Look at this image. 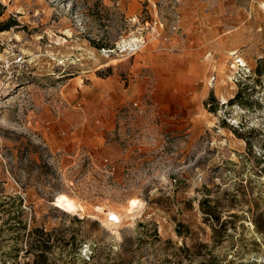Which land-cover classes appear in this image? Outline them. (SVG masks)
<instances>
[{"label": "rangeland", "instance_id": "rangeland-1", "mask_svg": "<svg viewBox=\"0 0 264 264\" xmlns=\"http://www.w3.org/2000/svg\"><path fill=\"white\" fill-rule=\"evenodd\" d=\"M0 5V264H264V0Z\"/></svg>", "mask_w": 264, "mask_h": 264}, {"label": "trees", "instance_id": "trees-1", "mask_svg": "<svg viewBox=\"0 0 264 264\" xmlns=\"http://www.w3.org/2000/svg\"><path fill=\"white\" fill-rule=\"evenodd\" d=\"M4 15V7L0 5V32H3V31H7L10 27L16 25L15 24V21L13 19H7V20H3L2 17ZM204 214H207L214 223H218V219L216 217H214L212 215L211 212L207 211L205 212ZM222 224H220L221 226ZM32 232L34 233H39L40 235H43V233L40 231V230H37L36 228L35 229H32ZM47 242L45 241H41V242H38L37 245H31V244H28L27 245V249L24 251L23 254H29V251L30 249H33L35 251L38 252V254H35L33 255V259L28 262H24L22 264H44L45 263V252L48 250V247H47ZM205 264H212V263H205Z\"/></svg>", "mask_w": 264, "mask_h": 264}, {"label": "bare ground", "instance_id": "bare-ground-1", "mask_svg": "<svg viewBox=\"0 0 264 264\" xmlns=\"http://www.w3.org/2000/svg\"><path fill=\"white\" fill-rule=\"evenodd\" d=\"M55 206L60 208L61 210L66 211V212H71V211L73 212V210H74L73 203L69 202L68 200H66L63 197H58L57 198ZM135 207H136V203L134 201L130 202V208H135ZM107 216H108V218H110L107 221L111 220L114 223H119L120 222L118 220V218L114 215V213L112 214V213L108 212Z\"/></svg>", "mask_w": 264, "mask_h": 264}, {"label": "built area", "instance_id": "built-area-1", "mask_svg": "<svg viewBox=\"0 0 264 264\" xmlns=\"http://www.w3.org/2000/svg\"><path fill=\"white\" fill-rule=\"evenodd\" d=\"M20 59H17V61H19ZM134 105V107H135V104H133ZM108 219H110V218H108ZM109 221H111V220H109Z\"/></svg>", "mask_w": 264, "mask_h": 264}]
</instances>
